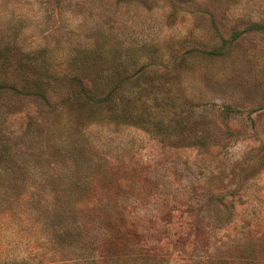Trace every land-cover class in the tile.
<instances>
[{
  "label": "rangeland",
  "instance_id": "374dc122",
  "mask_svg": "<svg viewBox=\"0 0 264 264\" xmlns=\"http://www.w3.org/2000/svg\"><path fill=\"white\" fill-rule=\"evenodd\" d=\"M0 264H264V0H0Z\"/></svg>",
  "mask_w": 264,
  "mask_h": 264
},
{
  "label": "trees",
  "instance_id": "16d2710c",
  "mask_svg": "<svg viewBox=\"0 0 264 264\" xmlns=\"http://www.w3.org/2000/svg\"><path fill=\"white\" fill-rule=\"evenodd\" d=\"M83 93V92H82ZM84 95V94H83ZM85 96V98H86V103H89L90 105H92V106H95V105H100L106 98H103V99H93V98H91L90 96H87L86 94L84 95ZM138 255L140 256V257H143V254L141 253V252H138ZM138 256V257H139ZM203 261H205V260H203ZM208 260H206L205 262H207ZM223 261L224 262H229V258H225V259H223ZM222 261V262H223Z\"/></svg>",
  "mask_w": 264,
  "mask_h": 264
}]
</instances>
